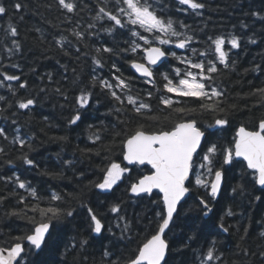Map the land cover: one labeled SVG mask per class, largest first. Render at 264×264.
<instances>
[{"label": "trees", "instance_id": "16d2710c", "mask_svg": "<svg viewBox=\"0 0 264 264\" xmlns=\"http://www.w3.org/2000/svg\"><path fill=\"white\" fill-rule=\"evenodd\" d=\"M0 2L9 8L8 15L0 16V74L19 75L28 84V88L21 89L18 87L19 82L5 81V85L10 83L16 89L15 95L7 87H0V96L5 98L0 100V109H4L0 112V127L8 135V139L0 136V147L5 149V153L0 155V248H11L15 243L12 237L23 235L33 228L23 215H11L13 211L26 214L27 217L35 216L39 220L38 213L31 210L37 204L41 208L75 210L73 216L64 217L60 222L53 221L50 229L51 240H47V246L39 252H32L27 257V264H101L102 259H108L103 256L106 250L111 253V259L125 258L134 255L142 242L150 238L156 228L155 213L160 211L162 196L157 191L150 197L132 196L128 190L130 184L143 175L151 174L152 169L149 166H128L123 159V142L139 124H143L144 130L151 133L168 131L181 120L194 119L197 126L206 131L205 141L231 146L230 142L240 126L255 130L259 121L264 118V104H261L259 95H250L257 88L264 87V72L251 71L257 65L264 68V23L249 15L250 12L264 9V0H202L206 8L199 16L190 9L178 10L186 9L187 6L179 5L176 0H162L160 4L156 0H150L158 9L167 5L166 10L158 11L159 15L172 17L190 26V34L199 41L191 47L198 50L210 46L214 48L207 39L209 36L215 38L223 35L227 38L229 34H235L241 37L242 46L239 50L231 49L227 40L225 44V49L231 53V59L236 61L235 70L224 69L217 62L221 74L216 76V85L221 90H226L225 97L222 98L226 102L221 107L229 108L230 124L226 129L207 127L214 124V118L220 116V113L203 109L193 114L175 113L162 105L161 96L178 100L181 102L179 106L185 107H198L201 101L176 97L163 91L165 81L159 75L156 76L155 87L144 83L143 78L138 77L128 63L134 58L144 56L143 51H138L134 56L129 53H121L119 56L103 53L101 57H97L95 48H127L129 45L125 41L135 39L130 36L127 28L117 29L109 35L105 29L113 22L107 18L102 21L94 19L99 7H106L115 14L119 7L124 6L122 3L117 5L115 0H74L77 11L73 14L64 10L58 0ZM16 2L25 6L19 12L12 8ZM261 14L264 15V12ZM21 15L23 20L19 19ZM9 22L17 27L18 37L6 35ZM242 23L249 27H241ZM89 24H95V27L90 29ZM74 29L84 34V41H78L72 35ZM137 31L151 38V34L144 33L141 29ZM61 37L71 42L65 47L72 53V58L65 55L57 44ZM250 37H254L257 43H250ZM14 40L20 43L21 49L10 56L7 49L13 47ZM137 42L144 46L143 41ZM161 47L172 51L173 45ZM76 48L80 51L76 52ZM175 52L177 55L191 57L186 49H176ZM94 57L102 58L103 68H98L93 63ZM194 59L214 60V55H197ZM113 65L120 71L116 72ZM177 67L184 69L185 65L169 58L155 71H168L174 77L171 69ZM246 69L249 71L246 72ZM49 74L51 80L48 78ZM121 74L132 78V94L138 93L140 99L150 104L151 112H145L143 116L135 115L131 111V105L120 106L100 87L91 86L93 76L115 83L112 78ZM0 79H3V75H0ZM57 87L68 96L67 100L55 91ZM81 88L91 91L93 101L99 103H93L89 109L80 110L81 121L78 125L70 126L68 119L74 113L75 97L79 95ZM158 88L160 91H157ZM148 92L153 93L151 99L146 95ZM28 98L35 99L36 105L28 110L19 109L18 102ZM208 103L212 101L209 100ZM230 105L236 107L232 109ZM113 107H123L125 110L110 111ZM89 125L95 126L92 131L99 130L101 139L96 143L89 138ZM17 129L23 139L33 137L31 151L11 142ZM117 132L119 135H116ZM60 136H66L67 141L55 139ZM82 149H93L99 155L84 154ZM202 149H205V142ZM23 154H27L37 166L31 167L19 159ZM67 160L73 161L72 165L66 164ZM110 162L119 163L121 167L127 166L132 171L126 173L111 192L90 187V184L103 178L102 169ZM45 172L62 175L54 177L43 174ZM251 172L242 161L225 166L222 192L219 199L213 202L214 211L208 217L201 214L198 199L208 197L202 189L192 185L193 190L181 203L173 235L168 237L173 249L172 264H199L198 257L205 255L211 241H215L216 255L222 258L208 264H264V256L261 255L264 251V238L259 236L264 231V189L254 183ZM17 175L36 189L39 199H34L24 189L18 188L14 182ZM192 180L191 177L187 184ZM239 184L245 186L244 193L233 192ZM53 193L60 195L62 199L52 200ZM257 195L261 196L260 201L254 199ZM21 197L24 198L22 203ZM82 202L96 211L105 224V229H111V232L105 230L99 236L90 233L87 211L80 206ZM113 203L121 204L123 214L132 222L131 239L119 238L120 229L115 226L114 219L118 214L108 211ZM228 207H233L236 214L224 216ZM222 216L223 223L229 229L227 232L220 228ZM245 228L248 229L247 239L241 241L240 237ZM193 235L196 238L188 240ZM82 238H87L89 243L80 250L79 242ZM73 242L76 244L75 248L71 247ZM185 243L189 245L187 248L183 247ZM25 247L28 245L25 244ZM241 248L247 249L248 254L241 251Z\"/></svg>", "mask_w": 264, "mask_h": 264}, {"label": "snow or ice", "instance_id": "6c2138e0", "mask_svg": "<svg viewBox=\"0 0 264 264\" xmlns=\"http://www.w3.org/2000/svg\"><path fill=\"white\" fill-rule=\"evenodd\" d=\"M181 6H187L186 9H178L180 11L191 10L195 15H202V11L206 8V4L202 0H176ZM117 5L121 3L124 6L118 8L114 14L112 11L107 10L106 7H99L97 15L94 17L96 21L107 20L113 22V24L105 29V31L112 35L117 29H128V33L135 39L126 40L125 43L129 45L127 48L115 49L113 47H99L94 51L97 57H101L103 53L119 56L121 53H129L133 56L138 51H143L144 56L140 58H134L130 63L131 67L143 78V82L146 84H152L156 86V76L165 81L163 84V91L172 93L176 97L194 98L201 101L198 107H185L179 106L180 101L174 100L171 97L161 96L160 103L165 107L171 109L175 113L193 114L199 109L205 111H212L214 113H220L221 115L214 118V124H209L208 128L218 127L219 129H226L230 121L228 119L229 108L221 107L225 104L226 90H221L216 85V76L221 74V69L217 67V62L223 65L224 69L235 70L236 61L231 59V53L225 49L226 40L230 44L231 49H241V37L235 34H229L225 36H217L215 38L209 36L207 39L211 41V46L204 50H198L195 47H191L194 43H199L195 37L190 34V26L186 25L183 21H178L172 17H165L158 14V11H164V8L158 9L154 7L150 0H115ZM157 4L162 3V0H156ZM58 4L62 6L68 13L75 14L77 11V4L74 0H58ZM25 6L16 2L12 5V8L19 12ZM82 10V9H81ZM261 11L250 12L249 15L256 17L260 22L264 23V15ZM9 14V8L3 2H0V16ZM11 19V17H9ZM19 19L23 20L21 15ZM130 26V27H129ZM88 27L94 28L95 24H89ZM241 27L248 28V24L242 23ZM144 33L151 34L145 36ZM38 31V29H37ZM10 34L11 37H18L19 32L15 25L8 23L6 35ZM72 35L76 37L78 41H84V34L80 31L73 30ZM43 39V36H41ZM137 41H143V47ZM249 42L256 44L257 40L254 37L249 38ZM71 43L66 38L61 37L57 40V44L65 55L72 58V53L65 47L66 44ZM173 45L177 49H186L191 53V57L184 55H177L175 51L170 49L165 50L161 46ZM21 49V45L18 41H13V47L8 48L7 51L11 56L14 53H18ZM76 52L80 49L76 48ZM214 55V60H196L197 55L207 57L208 55ZM86 55V53H85ZM78 59V57H76ZM174 59L180 64L185 65L184 69L172 68L174 77L170 76L168 71H155L156 67L161 62L167 59ZM147 61L144 63L142 61ZM93 63L98 68H103L104 63L102 58H93ZM12 67H19V65H12ZM116 72L120 70L113 65ZM67 69V66H65ZM75 72V69L72 70ZM246 72L249 70H245ZM255 72H264V68L257 65L251 69ZM3 75V79H0V87H7L9 91L16 94V89L9 83L5 85V81L19 82L18 87L21 89L28 88V84L21 80L19 75H9L6 73ZM49 80L51 75L49 74ZM115 83L106 79H101L99 76H93L91 86L100 87L107 95L120 106L125 104L131 105V111L135 115L143 116L145 112H151V105L140 99L139 94H132V85L130 77H124L122 74L114 76L112 78ZM119 89V92L117 91ZM43 90V89H42ZM57 93L62 95L65 100L68 96L59 88L55 89ZM157 91H160L158 88ZM259 95L261 104H264V87L257 88L255 92L250 95ZM148 99H151L153 93L148 92ZM5 98L0 96V100ZM211 100L212 103H208ZM37 101L32 98L20 100L18 102L19 109L28 110L36 105ZM93 103L98 104L99 101H93V93L86 88H81L79 95L75 97V108L73 115L68 119L70 126L78 125V122L82 119V113L80 110L89 109ZM63 107V105L61 106ZM230 108L234 109L235 105H230ZM125 109L123 107H113L110 111L121 112ZM4 109H0L3 112ZM156 119V117H147ZM124 121H120L123 123ZM15 123V121H13ZM94 125H89L90 139L93 143H96L101 139L99 130L92 131ZM17 134L12 137L11 142L13 144H19L21 148L27 147L32 150L31 139H23L19 135V129L16 130ZM119 135V132L116 133ZM0 136L8 139V135L4 128L0 127ZM206 131L197 126L196 120H189L187 122L181 120L175 123L173 128L168 131L160 130L158 132H146L144 125L139 124L134 132L124 142L123 147L125 149L123 153V159L127 161L128 165H135L137 167L143 165H150L154 171L151 174L143 175L136 182H133L129 186V191L134 197L152 196L153 190H158L163 194L162 204L160 211L155 213L156 228L151 234L150 238H146L142 242V246L136 249L134 255L127 256L125 258L117 257L111 259V253L105 251L103 256L108 259H102L101 264H172L173 261V249L169 240V236L173 235V229L176 227V220L179 218V212L181 202L185 200V197L193 190L192 185L196 188L202 189L207 199L199 197V204L201 206V214L204 217L210 216L214 211V203L219 199L222 192V184L225 179V166H232L237 161L246 162L247 169L252 170L250 175L253 176L254 183L258 184L261 189H264V118L259 121L258 128L255 130H249L244 126H240L232 138L231 146H220L217 142L205 141ZM60 141H67L66 136H60ZM202 142H205V149H202ZM82 153L89 154L94 153L99 155L98 151L93 149H82ZM5 153V149L0 147V155ZM217 157H219V163H217ZM25 164L36 167L35 162L29 158L27 154H23L19 157ZM11 163V161H9ZM66 164L72 165L73 161L67 160ZM103 178L100 181L90 184V187L101 190L102 192H111L115 185L125 176L126 173L132 171L127 166L121 167L119 163L110 162L105 168ZM45 175L59 176L62 173H50L45 172ZM193 178L192 182L186 185V182ZM14 182L20 189H24L34 199H39L37 191L32 188L29 183L22 180L20 176H15ZM246 191L243 184L237 185L234 189V193H244ZM21 197V203L23 202ZM52 200L59 201L62 197L53 193ZM256 201L261 200V196L254 197ZM81 208L86 209L89 218V231L99 236L103 231L107 230L111 232V229H105V224L98 216L96 211L89 205L81 203ZM33 212L38 213L40 219L37 220L35 216L27 217L26 214L13 211V216H24L27 221L33 225V228L24 233L23 235H17L12 237L15 243L11 248H0V264H27V257L32 252H39L43 247L47 246L46 241L51 240L50 229L53 227V221L60 222L64 217L73 216L74 209H60L58 207H46L41 208L39 204L31 209ZM108 211L115 215V226L120 229V239H131V233L133 232L132 222L129 221L123 214L121 204L113 203ZM236 212L233 207L225 209L224 216H233ZM224 216L220 218V228L224 232L229 229L223 223ZM115 236V233H112ZM248 229L245 228L244 233L241 235L240 240L245 241L247 239ZM260 238H264V231L259 233ZM196 237L189 236L188 240H193ZM75 240V238H73ZM89 241L87 238H82L79 242L80 250H83ZM25 244L28 247H25ZM189 245L185 243L184 248ZM72 248L76 247L75 242L71 244ZM264 248V245H262ZM246 255L247 249L241 248ZM215 241L210 242V247L203 257H198L199 264H208L214 260L221 259L216 255ZM264 256V251L261 252Z\"/></svg>", "mask_w": 264, "mask_h": 264}, {"label": "water", "instance_id": "95a60500", "mask_svg": "<svg viewBox=\"0 0 264 264\" xmlns=\"http://www.w3.org/2000/svg\"><path fill=\"white\" fill-rule=\"evenodd\" d=\"M162 48H163V47H162ZM164 62H165V61L161 62V64L158 65V66L156 67V69L159 68ZM144 63H147V61L145 60ZM131 68H132V67H131ZM132 70L136 73V75H137L138 77H140L139 74L135 71V69L132 68ZM140 78H142V77H140ZM185 122H187V121H185ZM205 140H206V137H205ZM203 145H204V142H202V147H203ZM124 162H125L126 165H128V164H127V161L124 160ZM245 163H246V162H245ZM128 166H134V165H128ZM144 166H149V167L151 168L150 165H143V166H140V167H144ZM249 170H250V169H249ZM153 171H154V170L152 169V172H153ZM251 171H252V170H251ZM190 178H191V177H190ZM187 183H188V182H186V185H187ZM223 184H224V182H223ZM223 184H222V187H223ZM257 185H258V184H257ZM258 186H259V185H258ZM259 187H260V186H259ZM260 188H261V187H260ZM155 191H157L158 193H160L158 190H153V192H155ZM130 194H131V193H130ZM131 195H132V194H131ZM160 195L163 196L162 193H160ZM188 195H189V194H188ZM132 196H133V195H132ZM187 197H188V196H186L185 199H186ZM183 202H184V201H182L181 203H183Z\"/></svg>", "mask_w": 264, "mask_h": 264}, {"label": "rangeland", "instance_id": "374dc122", "mask_svg": "<svg viewBox=\"0 0 264 264\" xmlns=\"http://www.w3.org/2000/svg\"><path fill=\"white\" fill-rule=\"evenodd\" d=\"M169 47L172 45H168ZM177 48H175L174 46L172 47V51H176ZM173 99V98H172Z\"/></svg>", "mask_w": 264, "mask_h": 264}]
</instances>
